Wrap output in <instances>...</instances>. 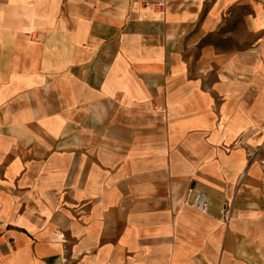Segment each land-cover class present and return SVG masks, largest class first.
I'll use <instances>...</instances> for the list:
<instances>
[{"label": "crops", "instance_id": "crops-1", "mask_svg": "<svg viewBox=\"0 0 264 264\" xmlns=\"http://www.w3.org/2000/svg\"><path fill=\"white\" fill-rule=\"evenodd\" d=\"M0 264H264V0H0Z\"/></svg>", "mask_w": 264, "mask_h": 264}, {"label": "built area", "instance_id": "built-area-1", "mask_svg": "<svg viewBox=\"0 0 264 264\" xmlns=\"http://www.w3.org/2000/svg\"><path fill=\"white\" fill-rule=\"evenodd\" d=\"M162 5L163 4H160V6ZM186 204L202 214H207L209 212V199L204 192L193 193V196L189 201H186Z\"/></svg>", "mask_w": 264, "mask_h": 264}]
</instances>
